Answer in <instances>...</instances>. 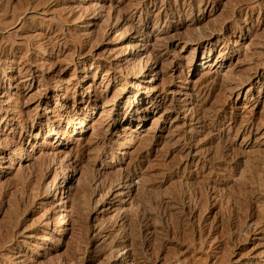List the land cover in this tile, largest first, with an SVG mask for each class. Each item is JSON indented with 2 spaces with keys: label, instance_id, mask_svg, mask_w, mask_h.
I'll list each match as a JSON object with an SVG mask.
<instances>
[{
  "label": "rangeland",
  "instance_id": "obj_1",
  "mask_svg": "<svg viewBox=\"0 0 264 264\" xmlns=\"http://www.w3.org/2000/svg\"><path fill=\"white\" fill-rule=\"evenodd\" d=\"M0 9V264H264V0Z\"/></svg>",
  "mask_w": 264,
  "mask_h": 264
},
{
  "label": "bare ground",
  "instance_id": "obj_2",
  "mask_svg": "<svg viewBox=\"0 0 264 264\" xmlns=\"http://www.w3.org/2000/svg\"><path fill=\"white\" fill-rule=\"evenodd\" d=\"M24 6H25V5H24ZM24 9H25V8H24ZM0 10H1V9H0ZM3 10H4V9H3ZM28 12H29V11H28ZM19 20H20V19H19ZM192 28H193V27H192ZM192 28H191V29H192ZM196 30H197V29H196ZM193 32H194V31H193ZM195 32H196V31H195ZM200 32H201V31H200ZM195 39H196V38H195ZM197 39H198V38H197ZM197 39H196V40H197ZM193 40H194V39H193ZM189 42H190V41H189ZM210 55H211V52H208V53H204L202 56H205L206 58H208ZM198 56H199V55H198ZM198 56H196V57H198ZM196 57H193L192 59H196ZM134 85H135V84H134ZM137 92H139V88H138V87H137L136 93H137ZM101 99H103V98H101ZM95 100H98V99H95ZM114 100H116V99H114ZM105 102H106V104H107V103H110L111 101H110V102L105 101ZM131 102H132V101H131ZM111 103H112V102H111ZM108 117L110 118V115H108ZM108 127H109V126H108ZM258 166H259V165H258ZM258 176H259V175H258ZM251 177H252V176H251ZM251 179H252V178H251ZM250 181H251V180H250ZM241 204H242V202H241ZM244 204H245V203H244ZM143 208H144V207H143ZM155 208H156V207H155ZM169 215H170V214H169ZM171 218H172V217H171ZM145 220H146V219H145ZM147 221H148V220H147ZM147 221H146V222H147ZM239 225H240V224H239ZM140 228H141V227H140ZM236 229H237V228H236ZM133 231H134V230H133ZM140 231H141V230H140ZM141 232H142V231H141ZM138 233H139V232H138ZM166 234H167V233H166ZM139 236H140V235H139ZM137 239H139V237H138ZM114 245H115V244H114ZM139 253H140V252H139ZM128 254H129V253H128ZM124 259L127 260V256L124 257Z\"/></svg>",
  "mask_w": 264,
  "mask_h": 264
}]
</instances>
